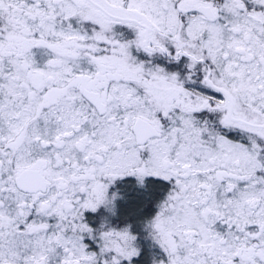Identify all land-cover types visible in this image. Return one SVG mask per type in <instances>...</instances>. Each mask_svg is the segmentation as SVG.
<instances>
[{
  "label": "snow or ice",
  "instance_id": "snow-or-ice-1",
  "mask_svg": "<svg viewBox=\"0 0 264 264\" xmlns=\"http://www.w3.org/2000/svg\"><path fill=\"white\" fill-rule=\"evenodd\" d=\"M0 264H264V0H0Z\"/></svg>",
  "mask_w": 264,
  "mask_h": 264
}]
</instances>
